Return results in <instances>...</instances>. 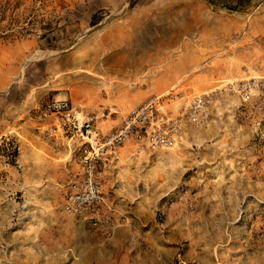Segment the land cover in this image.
I'll use <instances>...</instances> for the list:
<instances>
[{
	"label": "rangeland",
	"instance_id": "1",
	"mask_svg": "<svg viewBox=\"0 0 264 264\" xmlns=\"http://www.w3.org/2000/svg\"><path fill=\"white\" fill-rule=\"evenodd\" d=\"M139 7L170 34L156 74L187 71L137 100L149 73L133 78L116 56L118 109L96 125L163 95L181 132L169 148L127 142L104 168L102 202L73 213L78 145L44 106L84 73L59 60L90 43L96 53ZM251 78L264 85V0H0V264H264V89L243 101L228 86ZM205 93L214 99L195 126L188 106Z\"/></svg>",
	"mask_w": 264,
	"mask_h": 264
},
{
	"label": "built area",
	"instance_id": "2",
	"mask_svg": "<svg viewBox=\"0 0 264 264\" xmlns=\"http://www.w3.org/2000/svg\"><path fill=\"white\" fill-rule=\"evenodd\" d=\"M228 86L243 101L260 96L264 89L263 82L257 78L236 80ZM163 98V95H155L146 100L124 116L119 125L107 131L96 125L94 117L78 112L69 99L46 102L44 112L55 115L63 134L78 145L81 178L77 190L69 198V211L85 213L102 202L104 168L127 142L133 141L140 152L175 145L181 125L176 117L164 112ZM213 99L212 93H205L189 103L188 117L195 126L204 124Z\"/></svg>",
	"mask_w": 264,
	"mask_h": 264
},
{
	"label": "crops",
	"instance_id": "3",
	"mask_svg": "<svg viewBox=\"0 0 264 264\" xmlns=\"http://www.w3.org/2000/svg\"><path fill=\"white\" fill-rule=\"evenodd\" d=\"M138 9V13L126 18L122 25L111 26L102 32L96 39L98 43L96 53L93 52L94 46L90 43L91 52L81 59L77 48L73 55L68 54L65 60L62 58L59 60L60 64H64V72L70 70L69 63L75 62L74 67L79 68L81 62V70L84 73L80 77H74V80L71 76L66 77L68 80L66 89L54 93L56 98L71 100L79 111L86 116L94 117L97 121L100 118L107 120L104 117H112V110L118 109L114 106L112 95L116 56H122L125 62L130 63L133 78L138 77L142 79L141 82H145V77L149 73L147 85L143 87L141 84L139 87L142 86L143 92L139 89L137 100H143L148 95L161 94L187 71L186 66L182 68L171 65L165 72L156 74L155 67L163 61L164 47L171 43L170 34H164L161 19L153 17L146 7ZM86 49V45H83L82 50L86 52ZM98 76L105 80L100 81ZM98 87H101V93L96 92ZM104 87L106 93L102 89ZM122 119L118 120L117 125Z\"/></svg>",
	"mask_w": 264,
	"mask_h": 264
}]
</instances>
